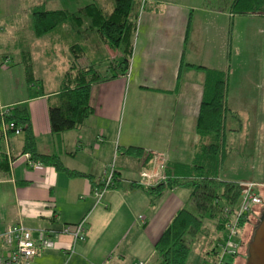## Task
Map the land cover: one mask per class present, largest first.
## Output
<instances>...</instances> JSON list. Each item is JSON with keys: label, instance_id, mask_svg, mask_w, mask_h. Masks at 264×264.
Here are the masks:
<instances>
[{"label": "crops", "instance_id": "0c3cea01", "mask_svg": "<svg viewBox=\"0 0 264 264\" xmlns=\"http://www.w3.org/2000/svg\"><path fill=\"white\" fill-rule=\"evenodd\" d=\"M82 1L83 7L68 10V4L79 6ZM229 1L141 0L137 38L125 71V54L102 44L93 31L73 40L68 25L39 38L31 28L34 9L76 13L95 4L111 12L113 0H0V110L24 109L37 152L55 155L68 171L80 173L71 177L32 162L22 153V131L0 133V257L7 252L3 231L22 223L31 230L56 233L55 247L40 252L31 264H161L155 245L175 214L190 205L191 189L174 186L156 193L138 182L142 172L156 181L166 167L194 163L196 146L208 141L196 127L208 75L214 71L227 72L228 108L241 122L239 132L229 135L236 150L225 160L220 178L252 183L254 191L261 190L255 194L264 199V180L222 175L233 156L243 160L251 153L257 158L252 163L264 162V150L255 151L264 147V16H232L223 9ZM46 38L44 57L51 59L58 47L62 49L55 61L45 59L48 65L62 62L67 67L53 79L49 76L55 69L33 63L31 45ZM84 42L90 47L77 64L93 66L106 80L90 88L93 114L78 128L53 134L48 108L57 103L72 63L71 46ZM23 45L31 53V82L20 63ZM6 57L9 63L3 66ZM236 125L228 120V128ZM130 147L142 149L144 156L127 154ZM111 163L114 186L97 200L94 190ZM258 169L255 172H262ZM262 208L264 203L253 207L252 220ZM82 220L83 241L58 233L64 225ZM221 233L205 224L196 240L202 243L201 260L217 259ZM233 264H240L238 258Z\"/></svg>", "mask_w": 264, "mask_h": 264}, {"label": "trees", "instance_id": "16d2710c", "mask_svg": "<svg viewBox=\"0 0 264 264\" xmlns=\"http://www.w3.org/2000/svg\"><path fill=\"white\" fill-rule=\"evenodd\" d=\"M140 4L141 0H113L111 12L95 4L87 5L76 13L34 9L31 28L34 36L39 38L49 33L53 34L59 28L68 25L69 36L73 40L76 35H85L88 31H93L102 44L111 49H121L125 54L121 67L126 71L129 69ZM223 9L232 16H264V0H230ZM23 46L20 63L28 81L31 82L33 79L31 53L28 46ZM89 47L90 45L84 42V44H73L70 48L72 63L64 74L57 103L48 108L53 134L76 129L93 114V108L89 103L90 88L95 83L105 81L106 76H102L93 66L80 67L77 64L78 59L85 55V49ZM228 84L227 72L209 73L207 91L200 104L196 127L198 133L208 141L200 142L196 146L195 160L191 166H175L170 169L166 167L164 174L166 180L148 188L156 193L166 187L174 186H186L191 189L190 205L175 214L155 245L161 264H186L191 243L203 233L205 224L210 223L214 232L219 234L231 221L230 214H225L224 209L229 208L234 211L239 205L243 186L220 178L225 160L236 150L229 143V135L238 133L241 128L238 116L228 108ZM229 119L235 120L237 128H228ZM2 120L14 125L13 129L7 131L8 134H14L15 129H21L22 153L28 154L32 162L54 167L57 171L67 172L71 177L80 176L78 172L68 171L57 156L41 155L37 152L35 138L24 109L16 108L13 112L3 115ZM126 153L138 158L144 156L140 148H127ZM180 173L183 176L172 177ZM262 200L264 203V199ZM263 211L264 208L262 213ZM246 224L245 220L240 222L243 227ZM258 224L259 221L255 229Z\"/></svg>", "mask_w": 264, "mask_h": 264}, {"label": "built area", "instance_id": "2783aa9c", "mask_svg": "<svg viewBox=\"0 0 264 264\" xmlns=\"http://www.w3.org/2000/svg\"><path fill=\"white\" fill-rule=\"evenodd\" d=\"M8 63L9 58L6 57L2 65L5 66ZM8 112V110H0V128L4 133L14 128L13 123H5L2 120L3 115L8 114ZM20 133V128L15 129L14 134L18 135ZM25 155L29 157L28 154ZM163 167L164 166H160V168ZM114 179V164L111 163L103 174L100 188L94 190V196L97 200L100 199L104 191L114 186ZM165 180L166 177L163 175L158 180L154 181L146 172H142L141 180L138 183L146 188H152ZM242 186L243 190L240 195V202L237 209L234 211H231L229 208L224 209L225 214H230L231 221L222 231L215 245V248H219L218 252L221 251L222 254L225 256L229 255L232 259L238 257V253L242 246V230L244 227L240 225V222L245 220L247 224L250 223L253 218V207L263 203L262 198L254 194V184L249 183L243 184ZM58 233L71 236L73 241H83L85 238V220L77 224L64 225ZM55 235L56 233L54 234L53 231L31 230L22 223L8 225L2 233V239L4 245L7 247V252L0 257V264H31L34 257L40 252L55 247L52 238ZM65 254L66 257L69 255L68 252ZM218 256L219 253H217V259Z\"/></svg>", "mask_w": 264, "mask_h": 264}, {"label": "rangeland", "instance_id": "374dc122", "mask_svg": "<svg viewBox=\"0 0 264 264\" xmlns=\"http://www.w3.org/2000/svg\"><path fill=\"white\" fill-rule=\"evenodd\" d=\"M72 4L73 6H71V4H68L70 5V7L68 8V10L70 11L83 7L84 1L80 2L79 6H74L76 5L74 4V2H72ZM136 38H137V30L135 31V34L133 36V43L134 41H136ZM48 44L49 43L47 41V38L42 39L40 41H37V39H35V41L31 45L32 53H33V63L36 67H40V65L43 64V66H49V69H52V70L55 69L53 70L54 72L49 76L50 79H53L54 76H56V73L65 71L67 67L65 65L63 66L62 62L59 63L60 65L59 64L48 65L49 62L46 61L45 59L48 60L49 58L44 57V49L48 46ZM58 49H57V52L55 51L53 54L50 55V58H51L49 59L50 61L51 60L55 61L56 57L60 58L62 49H60V47H58ZM49 86H51V82ZM250 149L253 151L251 147ZM262 149L264 150V147L260 146V148H255V151L262 152ZM254 159L257 160V158H255L253 154L251 155V153L249 156L247 157L245 156L243 160H240V157L233 156L230 159L229 163L227 164V167H226L227 170L224 171L225 173L222 174L223 177L234 176V177L239 178L242 181L244 180L260 181L261 179L264 180V162L263 163H259V162L252 163V160ZM262 160H263V157L260 158L259 161H262ZM258 167L262 169V172L260 171L255 172V168L259 170ZM255 193L256 194L261 193V190L259 188L255 189L254 194ZM261 213H259L258 218L253 219L252 222L249 225L247 224L245 228L242 230V245L244 247L241 248L242 250L239 251L238 257H236L240 261V264H246L247 243L251 240L252 232L255 229L256 223L259 221L261 217ZM201 246H202V243H200V241H197V242L194 241L193 243H191V251H190V255H189L187 263L192 262V264H225V263L233 264L234 259H232L229 255L225 256L224 254L221 253V251L218 252L219 256H218V259H216L215 261H213L211 258H206V259L203 258V260H201V256H200Z\"/></svg>", "mask_w": 264, "mask_h": 264}, {"label": "water", "instance_id": "95a60500", "mask_svg": "<svg viewBox=\"0 0 264 264\" xmlns=\"http://www.w3.org/2000/svg\"><path fill=\"white\" fill-rule=\"evenodd\" d=\"M246 252V264H264V211Z\"/></svg>", "mask_w": 264, "mask_h": 264}, {"label": "flooded vegetation", "instance_id": "af4514ba", "mask_svg": "<svg viewBox=\"0 0 264 264\" xmlns=\"http://www.w3.org/2000/svg\"><path fill=\"white\" fill-rule=\"evenodd\" d=\"M249 242H250V241H249ZM249 242L247 243V249H248V244H249ZM242 247H244V246L242 245L241 248H242ZM241 248H240V250H242ZM246 257H247V256H246Z\"/></svg>", "mask_w": 264, "mask_h": 264}]
</instances>
